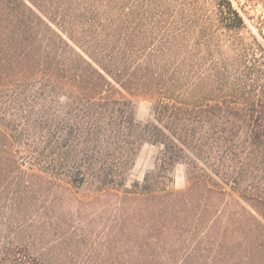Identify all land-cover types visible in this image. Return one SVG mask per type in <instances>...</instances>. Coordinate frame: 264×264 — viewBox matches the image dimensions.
Returning <instances> with one entry per match:
<instances>
[{
  "label": "trees",
  "instance_id": "obj_1",
  "mask_svg": "<svg viewBox=\"0 0 264 264\" xmlns=\"http://www.w3.org/2000/svg\"><path fill=\"white\" fill-rule=\"evenodd\" d=\"M241 8L0 0V264H264V15Z\"/></svg>",
  "mask_w": 264,
  "mask_h": 264
},
{
  "label": "rangeland",
  "instance_id": "obj_2",
  "mask_svg": "<svg viewBox=\"0 0 264 264\" xmlns=\"http://www.w3.org/2000/svg\"><path fill=\"white\" fill-rule=\"evenodd\" d=\"M233 5L239 10L240 9L245 22L247 24V29L256 33L257 29L255 27V21L257 15H264V6L257 1L252 0H231ZM152 115V102L148 98L137 97L136 98V117L139 120L149 119ZM161 147L155 144H144L135 159L134 166L131 170L130 177L132 179L141 180L146 171L153 168L156 158L160 152ZM174 183L173 187L175 189L184 188L186 185L185 178V165L179 163L175 166L174 171Z\"/></svg>",
  "mask_w": 264,
  "mask_h": 264
}]
</instances>
